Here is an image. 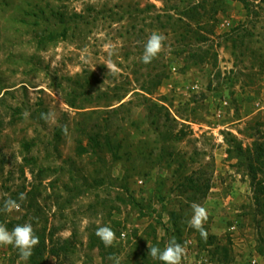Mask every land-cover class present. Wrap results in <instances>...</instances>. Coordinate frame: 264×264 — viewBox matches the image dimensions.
<instances>
[{
	"label": "rangeland",
	"instance_id": "obj_1",
	"mask_svg": "<svg viewBox=\"0 0 264 264\" xmlns=\"http://www.w3.org/2000/svg\"><path fill=\"white\" fill-rule=\"evenodd\" d=\"M153 32L166 39L144 64ZM8 198L20 208L0 224H32L39 264H162L148 244L173 238L183 264H264V0H0Z\"/></svg>",
	"mask_w": 264,
	"mask_h": 264
},
{
	"label": "clouds",
	"instance_id": "obj_2",
	"mask_svg": "<svg viewBox=\"0 0 264 264\" xmlns=\"http://www.w3.org/2000/svg\"><path fill=\"white\" fill-rule=\"evenodd\" d=\"M166 37L162 33L153 32L147 39L144 45V51L140 57L141 62L144 64L151 63V61L158 56V54L163 49V42ZM108 73L112 75H117V69L111 65H107ZM25 118L29 116V113L25 112L23 114ZM53 113H41V119L46 123L53 122ZM65 135H67V128L63 129ZM20 200L26 199L25 193H20ZM192 216L187 221L190 228L197 230L201 238L207 239L208 232L204 228V223L208 219L207 210L200 204L193 203ZM20 204L17 200L8 198L4 200L3 206L0 207V212L11 213L13 211H18ZM96 236L101 240L106 248L112 247L116 240V233L111 227L105 225L100 226L96 229ZM39 244V237L35 234L33 226L30 222H26L22 225L18 224L9 230L5 225L0 224V246L11 245L18 251L19 261H24L25 264L29 258L33 255V249ZM149 256L154 260L158 259L162 264H183L184 258L186 256V248L178 243L174 238L170 239L163 250L158 246H153L148 244ZM109 259L114 260V264H119V259L116 257H109Z\"/></svg>",
	"mask_w": 264,
	"mask_h": 264
},
{
	"label": "trees",
	"instance_id": "obj_3",
	"mask_svg": "<svg viewBox=\"0 0 264 264\" xmlns=\"http://www.w3.org/2000/svg\"><path fill=\"white\" fill-rule=\"evenodd\" d=\"M43 250L42 244L39 243L37 246H35L33 249V255L28 260L29 264H39L43 258Z\"/></svg>",
	"mask_w": 264,
	"mask_h": 264
},
{
	"label": "built area",
	"instance_id": "obj_4",
	"mask_svg": "<svg viewBox=\"0 0 264 264\" xmlns=\"http://www.w3.org/2000/svg\"><path fill=\"white\" fill-rule=\"evenodd\" d=\"M0 264H3V262H2V258H1V255H0Z\"/></svg>",
	"mask_w": 264,
	"mask_h": 264
}]
</instances>
